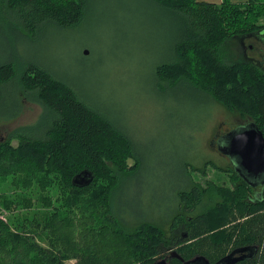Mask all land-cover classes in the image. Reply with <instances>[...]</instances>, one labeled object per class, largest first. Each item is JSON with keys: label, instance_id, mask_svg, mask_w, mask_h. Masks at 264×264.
<instances>
[{"label": "trees", "instance_id": "trees-1", "mask_svg": "<svg viewBox=\"0 0 264 264\" xmlns=\"http://www.w3.org/2000/svg\"><path fill=\"white\" fill-rule=\"evenodd\" d=\"M153 1L183 26L172 58L156 65L159 87L186 83L242 119L249 118L264 134V69L253 61L233 58L225 47L229 41L264 31V0ZM86 3L0 0V20L32 35L46 25L66 29L81 22ZM14 80L18 87L11 84ZM4 85L18 93L10 120L18 113L23 94L33 95L44 112L38 123L22 126L0 141V177L8 179L15 194L38 183L44 185L47 179L57 178L62 186L57 187L60 206L29 228L32 232L43 225L49 247L27 235L24 224L0 218V264H63L74 258L76 264H152L170 244L169 223L184 224L178 247L184 260L202 255L215 263L236 248L257 245L252 257L233 264H264V187L257 196L250 187L227 189L218 184L217 194L213 185L199 183L212 181L202 177L209 166L217 164L207 160L202 167L195 166L188 152L185 179L170 190L178 204L171 205L168 227L140 217L124 221L114 203L115 198L118 203L115 195L121 178L142 163L133 140L43 66L0 61V90ZM84 169L91 170L93 181L77 186L73 177ZM231 176L246 181L238 171ZM94 187L97 191L84 199L82 195ZM170 264L182 262L172 259Z\"/></svg>", "mask_w": 264, "mask_h": 264}, {"label": "rangeland", "instance_id": "rangeland-1", "mask_svg": "<svg viewBox=\"0 0 264 264\" xmlns=\"http://www.w3.org/2000/svg\"><path fill=\"white\" fill-rule=\"evenodd\" d=\"M86 2L84 18L66 29L46 25L32 35L15 31L0 20V61L43 66L128 135L142 163L137 171L121 178L115 195L116 212L124 221L140 217L164 222L168 227L171 205L178 204L170 190L185 179L187 153L188 160L199 167L207 160L220 165L229 163L227 156L211 146L213 132L220 122L230 121L236 124L234 130H239L251 120L242 119L237 112L186 83L159 87L156 65L172 58L183 27L173 14L153 0ZM261 46L253 35L229 41L225 47L233 58L253 61L262 68ZM11 84L19 86L17 80ZM16 96L18 93L10 85L0 90V141L22 126L35 124L44 112L40 101L23 94L18 113L10 120ZM17 142L13 140L14 145ZM191 177L195 179L196 175L191 173ZM203 178L218 184L225 181L212 166ZM61 186L57 178L47 179L44 185L38 183L15 194L8 179L0 177V218L24 224L27 235L30 233L49 247L43 225L32 232L29 228L60 206L57 187ZM96 191L97 187L89 189L82 197L90 198ZM76 262L74 258L63 264Z\"/></svg>", "mask_w": 264, "mask_h": 264}, {"label": "water", "instance_id": "water-1", "mask_svg": "<svg viewBox=\"0 0 264 264\" xmlns=\"http://www.w3.org/2000/svg\"><path fill=\"white\" fill-rule=\"evenodd\" d=\"M86 53H88L86 51ZM225 153L229 154L235 161L238 173L246 178V175H264V134L258 125L251 121L241 129L230 131L225 139ZM93 173L84 169L73 177V183L77 186H86L93 181ZM258 249L256 245L243 246L234 249L219 261L212 263L205 256L199 255L182 264H233L241 259L252 257ZM243 254L240 255V253ZM163 261H155L152 264H165Z\"/></svg>", "mask_w": 264, "mask_h": 264}, {"label": "flooded vegetation", "instance_id": "flooded-vegetation-1", "mask_svg": "<svg viewBox=\"0 0 264 264\" xmlns=\"http://www.w3.org/2000/svg\"><path fill=\"white\" fill-rule=\"evenodd\" d=\"M255 36H256V39H258L262 43V46H264V31L259 32V34ZM249 46L252 47V44H250ZM259 64H261L263 68L264 66V47L260 53ZM235 126L236 124H233L230 121L220 122L218 123L215 131L213 132L211 143H210L211 146L213 147L215 151L220 152L221 155L227 156L229 160V163L227 164L220 165L216 163L217 167H214L213 170L217 173V176L225 178V181H223L222 183V185L225 188L235 189V187H245L246 186V187H250L257 196H260L262 193L263 187H264V175H254V176L246 175V178H245L246 181L242 179L245 184L242 183V181L233 179V177L231 176L233 171L237 172L236 165H235L236 161L229 154H226L224 152V150H226V147H225L226 144L224 143V139L230 131L234 130ZM238 175L240 176L239 173ZM192 183L193 182H190V184ZM199 183L202 186L213 185L218 190L217 194H220V190H219L220 186H217L218 182L200 180ZM248 198L249 200H251V196H249ZM179 209H180V205H179ZM167 235L169 237L170 244L166 246L164 251H162L158 255L156 261L164 262V260L166 259L165 264H170V261L172 259H178L183 263L184 258L178 252V247L181 245L180 241L184 238V224L181 223L179 226H174L172 223H169V227L167 229ZM241 254H243V252H241L240 255Z\"/></svg>", "mask_w": 264, "mask_h": 264}, {"label": "crops", "instance_id": "crops-1", "mask_svg": "<svg viewBox=\"0 0 264 264\" xmlns=\"http://www.w3.org/2000/svg\"><path fill=\"white\" fill-rule=\"evenodd\" d=\"M221 2V1H220ZM219 3V2H218Z\"/></svg>", "mask_w": 264, "mask_h": 264}, {"label": "bare ground", "instance_id": "bare-ground-1", "mask_svg": "<svg viewBox=\"0 0 264 264\" xmlns=\"http://www.w3.org/2000/svg\"><path fill=\"white\" fill-rule=\"evenodd\" d=\"M115 106V105H114Z\"/></svg>", "mask_w": 264, "mask_h": 264}]
</instances>
